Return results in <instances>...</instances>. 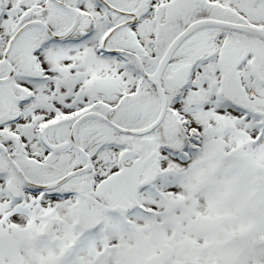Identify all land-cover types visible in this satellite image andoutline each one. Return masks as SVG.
Here are the masks:
<instances>
[{"label": "snow or ice", "instance_id": "obj_1", "mask_svg": "<svg viewBox=\"0 0 264 264\" xmlns=\"http://www.w3.org/2000/svg\"><path fill=\"white\" fill-rule=\"evenodd\" d=\"M0 264H264V0H0Z\"/></svg>", "mask_w": 264, "mask_h": 264}]
</instances>
